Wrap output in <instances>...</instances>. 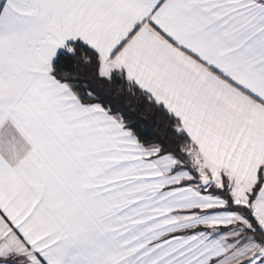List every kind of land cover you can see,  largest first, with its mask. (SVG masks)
Returning <instances> with one entry per match:
<instances>
[{
  "label": "snow or ice",
  "instance_id": "snow-or-ice-1",
  "mask_svg": "<svg viewBox=\"0 0 264 264\" xmlns=\"http://www.w3.org/2000/svg\"><path fill=\"white\" fill-rule=\"evenodd\" d=\"M0 264H264V0H0Z\"/></svg>",
  "mask_w": 264,
  "mask_h": 264
}]
</instances>
